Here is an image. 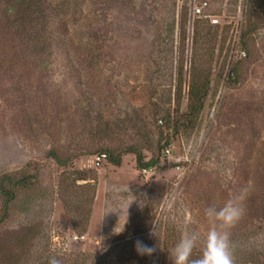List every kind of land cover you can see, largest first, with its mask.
I'll return each instance as SVG.
<instances>
[{
  "label": "rangeland",
  "instance_id": "rangeland-1",
  "mask_svg": "<svg viewBox=\"0 0 264 264\" xmlns=\"http://www.w3.org/2000/svg\"><path fill=\"white\" fill-rule=\"evenodd\" d=\"M40 1L42 17L0 0V177L39 169L0 222V264H170L184 231H204L203 210L245 187L234 262L264 264V0ZM204 1L218 23L193 12ZM191 61L210 68V90L194 126L174 132L156 108L185 111ZM129 146L159 163H94ZM137 240L156 250L138 255Z\"/></svg>",
  "mask_w": 264,
  "mask_h": 264
},
{
  "label": "trees",
  "instance_id": "trees-1",
  "mask_svg": "<svg viewBox=\"0 0 264 264\" xmlns=\"http://www.w3.org/2000/svg\"><path fill=\"white\" fill-rule=\"evenodd\" d=\"M20 2V5L23 6L26 10H30L31 14L38 13L41 17L42 14L46 13L47 9H41L40 0H17ZM261 20L264 22V5L260 6L258 9ZM213 25H208V27H212ZM195 31V30H194ZM201 33V37L206 39V36ZM210 33V31H209ZM207 33V34H209ZM195 36L197 35L194 32ZM245 34L242 35V47H246V43L244 41ZM197 41H194V44ZM241 58V57H240ZM239 64L231 69L228 73V82L231 85H236L239 82ZM184 72L183 66L179 67L177 72L178 76V89L176 93V103L180 102L183 94V86H184ZM210 68L208 66H202L200 62L191 61L189 70H188V82L186 85V94H187V104L184 112H180L179 105L173 107L172 110L169 108L165 109L163 107L156 108V114L162 113L163 118L165 120V127L172 129V131H177L178 126L192 128L196 122V119L199 113L202 111L206 97L208 96L210 90ZM162 121V120H161ZM172 124V125H171ZM102 151L106 154V158L104 161H107L109 164L119 167L122 162V156L127 153H132L136 157V168L137 170H141L148 167L156 166L159 161L156 158H150L149 160H145L143 153L135 146H129L124 148L121 151H114L109 148H103ZM46 157L53 159L56 163L60 165H65L66 161L62 160L59 155L55 152V150L51 149L46 154ZM30 164H26L23 169L11 172H5L0 177V199L2 202V215L0 216V222L7 217L10 211V207L12 202L16 198V194L19 190L27 189L32 186L34 182L37 180L38 168H34L32 171ZM77 175L75 177L76 180H85L86 176L83 175L82 172H75ZM79 174V175H78ZM199 255V250H194L193 256L196 258ZM135 258V255H131L129 258L124 259L121 262L115 264H135L132 261Z\"/></svg>",
  "mask_w": 264,
  "mask_h": 264
},
{
  "label": "clouds",
  "instance_id": "clouds-1",
  "mask_svg": "<svg viewBox=\"0 0 264 264\" xmlns=\"http://www.w3.org/2000/svg\"><path fill=\"white\" fill-rule=\"evenodd\" d=\"M247 192V187L242 188L222 204L206 207L203 210V219L206 224L204 231H184L168 250L170 264H235L231 229L245 215L244 202ZM123 226L120 232L123 231ZM150 235L156 237L153 230ZM196 249L199 250V255L192 258ZM135 250L138 255L151 256L156 249L137 240ZM48 264H61V261L52 256Z\"/></svg>",
  "mask_w": 264,
  "mask_h": 264
},
{
  "label": "built area",
  "instance_id": "built-area-1",
  "mask_svg": "<svg viewBox=\"0 0 264 264\" xmlns=\"http://www.w3.org/2000/svg\"><path fill=\"white\" fill-rule=\"evenodd\" d=\"M207 5H208L207 2L204 1V2L200 3L199 5H196L193 8V12L195 13L196 16L208 18L212 24L218 23V18L216 16H212V15L205 13V10L207 9L206 8ZM245 56H246V53L244 51H242L240 57L243 58ZM159 122L162 123L161 120H159ZM169 154H170V149L165 148L163 151V155L169 156ZM105 158H106L105 153H98L97 155L94 156V163L99 165L102 161L105 160ZM152 169H153V167L144 168V169H142V172L143 173H150V171H152ZM76 238L82 239V238H84V236H76Z\"/></svg>",
  "mask_w": 264,
  "mask_h": 264
}]
</instances>
